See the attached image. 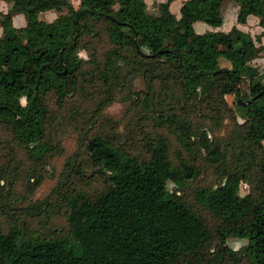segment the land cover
<instances>
[{
  "label": "trees",
  "instance_id": "1",
  "mask_svg": "<svg viewBox=\"0 0 264 264\" xmlns=\"http://www.w3.org/2000/svg\"><path fill=\"white\" fill-rule=\"evenodd\" d=\"M11 1L10 10L0 14V122L35 158L49 148L46 96L53 92L60 103L76 87L84 62L77 51L86 34H96L92 23L103 24L115 51L129 48L146 76L149 66L158 65L185 99L234 95L244 108L245 138L262 147L264 69L247 62L249 53L264 51V45L255 46L260 36L252 38L237 27L198 33L193 22L219 26L222 6L233 1L238 22L254 14L264 28V0H185L179 17L169 10L170 0L159 3L157 14L145 11L144 0H79L76 8L68 0ZM50 9L66 12L51 21L34 19L25 31L12 23L14 13L36 17ZM245 77L249 88L243 96ZM186 122L178 121L188 128ZM85 146L105 173L104 188L67 195L64 233L0 230V264H223L227 256L229 264L237 258V264H264V156L244 195L238 193L241 177L235 172L195 191L196 202L217 219L211 225L167 188L168 181L185 185L197 171L183 156L177 163L170 160L166 138L148 141L145 156L100 135ZM204 147L209 150V144ZM229 237L247 243L235 251L226 244Z\"/></svg>",
  "mask_w": 264,
  "mask_h": 264
},
{
  "label": "rangeland",
  "instance_id": "2",
  "mask_svg": "<svg viewBox=\"0 0 264 264\" xmlns=\"http://www.w3.org/2000/svg\"><path fill=\"white\" fill-rule=\"evenodd\" d=\"M68 1L75 8L79 5V0ZM160 1L167 0H144L145 11L157 14ZM172 1L169 10L177 13L180 2ZM11 4V0H0V14L10 10ZM65 12L50 9L36 17L14 13L12 23L25 31L34 19L51 21ZM93 29L96 34H86L77 51L84 62L76 87L60 103L53 92L46 96L45 140L49 148L44 156L35 158L0 122V230L12 226L37 235L67 231V195L78 189L96 193L106 184L105 173L91 160L85 146L94 135L139 156L146 155L148 141L166 138L170 160L177 163L178 156H183L197 171L185 185L178 187L168 181L167 188L214 225L217 219L196 202L195 191L215 186L227 172H235L241 177L238 193H247L259 174L264 140L260 147L245 138L244 108L234 95L185 99L178 84L162 77L164 72L158 65L149 66L146 76L129 48L115 51L102 23H92ZM249 54L248 61L264 51ZM221 61L219 66L223 67ZM248 84L243 78V96L248 93ZM178 121H187L188 128ZM246 243L244 238L226 240L235 251ZM229 263L232 260L227 256L223 264Z\"/></svg>",
  "mask_w": 264,
  "mask_h": 264
},
{
  "label": "crops",
  "instance_id": "3",
  "mask_svg": "<svg viewBox=\"0 0 264 264\" xmlns=\"http://www.w3.org/2000/svg\"><path fill=\"white\" fill-rule=\"evenodd\" d=\"M185 0H179L180 4ZM164 2V1H160ZM173 2L170 3V7L173 5ZM178 6V12L173 13L176 17L180 16V5ZM238 5L233 1H227L224 3L221 9L222 14V23L219 26L212 27L204 21L197 20L193 22V28L198 33H203L205 31H229L232 27H237L243 32H246L255 38L256 35L260 36V42L255 41V46L260 44L264 45V28L259 23V17L254 14H249L246 17V20L243 23L237 21Z\"/></svg>",
  "mask_w": 264,
  "mask_h": 264
},
{
  "label": "built area",
  "instance_id": "4",
  "mask_svg": "<svg viewBox=\"0 0 264 264\" xmlns=\"http://www.w3.org/2000/svg\"><path fill=\"white\" fill-rule=\"evenodd\" d=\"M248 64H251L253 67H257L259 70L264 69V55L252 58L248 61Z\"/></svg>",
  "mask_w": 264,
  "mask_h": 264
},
{
  "label": "water",
  "instance_id": "5",
  "mask_svg": "<svg viewBox=\"0 0 264 264\" xmlns=\"http://www.w3.org/2000/svg\"><path fill=\"white\" fill-rule=\"evenodd\" d=\"M239 101H241V102L245 103V102H244V101H242L240 98H239Z\"/></svg>",
  "mask_w": 264,
  "mask_h": 264
}]
</instances>
